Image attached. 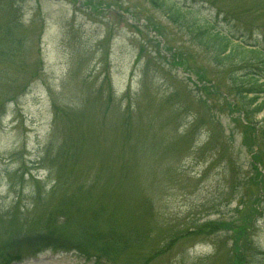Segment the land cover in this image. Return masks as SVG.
<instances>
[{
  "label": "rangeland",
  "instance_id": "374dc122",
  "mask_svg": "<svg viewBox=\"0 0 264 264\" xmlns=\"http://www.w3.org/2000/svg\"><path fill=\"white\" fill-rule=\"evenodd\" d=\"M7 1L0 244L50 219L48 231L96 253L109 226L125 235L105 264H238L231 249L243 247L264 264V111L249 115L231 80L263 65H219L150 0H15L21 46L8 57ZM176 1L264 50V0ZM216 219L223 231L195 232ZM12 264L94 262L49 250Z\"/></svg>",
  "mask_w": 264,
  "mask_h": 264
},
{
  "label": "trees",
  "instance_id": "16d2710c",
  "mask_svg": "<svg viewBox=\"0 0 264 264\" xmlns=\"http://www.w3.org/2000/svg\"><path fill=\"white\" fill-rule=\"evenodd\" d=\"M1 1L3 0H0V2ZM7 3V7L10 8L8 12L10 13L3 14V18L9 20L6 24L7 26L4 28V35L7 32L5 40H11L9 44L7 43L8 47L3 54H6L9 57L12 55L15 56L16 53H18L17 47L21 46V44H17L19 38L13 34L15 33L13 32V29L16 26H21V24L19 21L20 17L18 16V18H16L19 8L15 4V0H8ZM150 3L156 8H160L167 12L168 16L175 23L185 27L198 45L212 51L214 54V60L219 63V65H226L227 63L234 61L235 58L239 59V61L245 62L251 56V60H253L254 63H259V66L263 65L264 67V50L259 45L243 43L242 41L237 40L238 38L234 37L233 34L218 30L214 26L212 20L207 17L200 20H193L191 15H193L195 11L192 7H183V5H180L176 0H150ZM0 41L3 42V40ZM256 66L257 65L249 66L251 68L247 69V67L244 73L231 76L232 82H235L238 87L241 86L243 88H240L239 94L247 105L246 110L249 115L252 114L253 116L264 111V71H258V66ZM61 171L62 167L60 166L59 173H61ZM258 197L256 199L257 201L259 199ZM237 210L240 215L241 210ZM47 221L50 222V219ZM47 221L45 227H38L41 230H22L17 234L9 236L3 243H1L0 264H10L15 260H21L25 256L49 248L60 249L66 252L74 251L84 257L87 261H93L94 264H105L104 258L109 256V261L114 262L115 250H118L119 246L124 245V241L122 242V240L126 236L117 234L116 229L109 226L108 234L100 232V242H103L101 251L98 253L92 252L76 241H67L59 234L48 231L46 229ZM223 222H225L223 219L204 221L196 226L194 230L195 232H201L208 236L215 235L218 232L223 231L224 227H226V223ZM233 222L236 223L234 219ZM247 223H251V215L249 214L246 218H242L241 225L232 227L235 231V235L233 236L235 244H237L239 239L244 240L245 238V241H247L248 233L246 235L245 232ZM39 226H42V224ZM34 228H37V226L35 225ZM228 230H231V228ZM181 232L182 234H185L189 231L182 230ZM231 252L235 253L236 262L238 264L250 263L245 247H243V250H240V248H232Z\"/></svg>",
  "mask_w": 264,
  "mask_h": 264
}]
</instances>
